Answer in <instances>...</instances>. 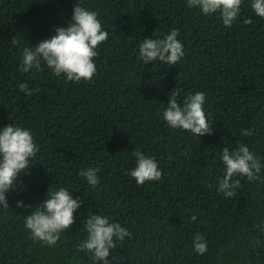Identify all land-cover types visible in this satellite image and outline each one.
<instances>
[{
    "label": "trees",
    "instance_id": "obj_1",
    "mask_svg": "<svg viewBox=\"0 0 264 264\" xmlns=\"http://www.w3.org/2000/svg\"><path fill=\"white\" fill-rule=\"evenodd\" d=\"M78 2L108 32L93 79L70 82L43 61L41 70L22 72L24 47L67 27ZM173 28L181 60L145 65L138 45ZM22 83L35 89L31 96ZM174 88L181 104L189 93H205L212 134L167 125L162 113ZM9 124L30 129L39 151L5 194L9 208L0 206V264H93L78 250L92 214L131 233L111 250L112 264H264V167L259 180L234 176L241 182L234 197L217 191L224 147L246 144L264 165V18L251 0H242L231 27L186 0H0V129ZM135 149L155 159L160 180L138 185L129 175ZM90 167L99 169L95 188L79 175ZM60 187L82 205L71 228L47 246L32 239L24 220ZM20 200L31 207H18ZM197 233L207 241L203 255L193 248Z\"/></svg>",
    "mask_w": 264,
    "mask_h": 264
},
{
    "label": "clouds",
    "instance_id": "obj_2",
    "mask_svg": "<svg viewBox=\"0 0 264 264\" xmlns=\"http://www.w3.org/2000/svg\"><path fill=\"white\" fill-rule=\"evenodd\" d=\"M189 9L197 8L202 14H219L225 26L231 27L239 17L242 0H186ZM253 12L264 18V0H251ZM245 23H251L246 20ZM179 29L173 28L163 38H144L138 45L139 59L145 64L160 61L169 65H177L184 56L183 44L178 39ZM108 32L103 29L101 21L95 11H91L78 2L73 9V15L67 27H58L56 35L50 39L39 42L34 47H24L20 70L28 72L35 68L41 70V61L51 70L52 74L59 77L62 74L70 82L79 83L81 80L91 81L97 68L94 58L98 55L96 49L102 42L107 41ZM13 45H18L19 40L11 39ZM21 91L31 96L35 89H29L27 83L19 85ZM180 88H174L170 93L169 102L162 116L167 125L173 129H181L193 135L204 136L212 134L204 105L206 95L197 91L184 96L183 104L179 103ZM242 135L251 136V129H243ZM39 149L37 148L30 129L9 124L0 129V206L9 208L6 193L13 190L21 173H27L30 160ZM132 155L136 158V166L129 175L138 185L146 181H158L162 178V171L158 163L151 156L135 149ZM221 160L224 165V174L220 178L217 191L225 197H234L236 189L240 187V180L234 176H244L248 181L261 179V159L246 144L240 143L235 149L224 147ZM28 169V171H25ZM99 169H82L79 173L87 183L95 188L100 183ZM82 205L81 198H73L66 187L48 191L46 198L33 211L26 215L24 226L30 230L33 240L42 242L47 246H54L60 240V234L71 228L75 223L74 213ZM18 207H31L22 200L17 201ZM195 220L196 217L191 218ZM83 230L86 238L78 245L81 252L91 254L93 264H112L109 259L111 250L116 247V242L123 243L126 237L131 236L126 227L119 222H110L108 217L92 214L83 221ZM194 250L203 255L208 250L205 236L197 233L193 237Z\"/></svg>",
    "mask_w": 264,
    "mask_h": 264
}]
</instances>
